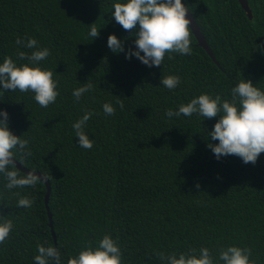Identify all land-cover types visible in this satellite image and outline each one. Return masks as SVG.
<instances>
[{
	"label": "trees",
	"instance_id": "1",
	"mask_svg": "<svg viewBox=\"0 0 264 264\" xmlns=\"http://www.w3.org/2000/svg\"><path fill=\"white\" fill-rule=\"evenodd\" d=\"M182 1L217 63L193 34L191 56H166L152 68L126 59L129 48L135 51V30L125 31L112 16L113 4L126 0H0V63L31 54L16 40L34 38L50 50L40 66L58 74L60 92L41 108L31 92L0 89L9 130L30 141L33 155L21 162L17 154V161L51 184L47 207L44 182L8 191L0 175V215L10 214L15 225L0 245V264H34L37 244L59 248L67 264L104 234L118 238L123 264H161L157 251L203 246L216 254L230 245L251 247L264 262V153L255 165L236 156L217 160L207 144L219 142L207 134L219 117L165 115L202 93L230 99L241 77L264 91V49H255L264 44V0H248L252 19L238 0ZM93 23L95 39L88 35ZM112 34L124 41V52L109 50ZM166 75H179L180 85L163 87ZM88 80L94 88L77 102L72 92ZM105 103L115 115L104 114ZM84 110L94 113L84 128L95 141L91 150L79 147L72 128ZM15 192L34 198L32 207L18 208Z\"/></svg>",
	"mask_w": 264,
	"mask_h": 264
},
{
	"label": "clouds",
	"instance_id": "2",
	"mask_svg": "<svg viewBox=\"0 0 264 264\" xmlns=\"http://www.w3.org/2000/svg\"><path fill=\"white\" fill-rule=\"evenodd\" d=\"M112 16L125 31L135 30V51L128 49L125 58L136 57L143 65L152 68L162 66L165 57L174 59V54L184 56L192 55V21L186 18L189 8L182 0H126L125 3H115L112 6ZM88 35L98 38L99 32L95 23L89 26ZM17 45L34 49L31 54L17 53V60L27 61L18 66L17 60L5 56L0 63V89L3 92L19 91L34 94L35 102L41 108H48L56 103L60 92L57 90L59 81L55 71L40 66V62L50 56L48 48H40L38 41L28 38L27 42L17 38ZM107 46L113 53L124 52V41L116 35H109ZM256 50L264 49V44H256ZM143 53V55H141ZM160 83L172 91L181 83L179 75L161 76ZM93 83L88 80L84 85L73 90L72 95L77 102L81 97L92 91ZM116 104L123 110V99L117 97ZM106 116L115 115L116 108L111 103L103 104ZM210 120L219 117L208 137L218 144L208 143L217 160L222 157L236 156L244 164L255 165L261 153H264V91L253 85L251 80L242 77L231 88V98H224L219 94L202 93L186 104H180L177 111L167 109L165 115L172 117H191L193 115ZM94 115L92 111L84 110V114L73 125L75 137L78 138L80 148L91 150L95 144L84 131L89 119ZM0 175L6 181L4 188L8 191L16 188H35L38 183L47 180L42 174L35 171L23 173L17 168V154L21 162L32 156L28 151L29 139L14 135L8 126L9 114L0 110ZM43 177V180L41 179ZM197 184L196 188L199 189ZM17 197L18 208H31L34 198L21 196L19 192L13 193ZM10 215V214H9ZM9 215H0V245L9 240L15 227ZM38 254L33 257L34 264H62L59 248L49 244H37ZM154 255L161 264H264L259 256L254 257L253 249L248 246L230 245L220 247L216 254L213 249L201 246L199 249L189 248L185 252L157 251ZM67 264H123V253L119 240L111 235L103 237L93 245L88 242L77 255L69 256Z\"/></svg>",
	"mask_w": 264,
	"mask_h": 264
},
{
	"label": "water",
	"instance_id": "3",
	"mask_svg": "<svg viewBox=\"0 0 264 264\" xmlns=\"http://www.w3.org/2000/svg\"><path fill=\"white\" fill-rule=\"evenodd\" d=\"M238 2L240 3L242 9L246 12V14L248 15V17L250 19L253 18V13H252V10L250 8V5H249V2L248 0H238ZM183 4H185L183 1H182ZM187 7V6H186ZM186 18H189L192 23L190 25L191 27V30H192V33L193 35L196 37L197 41H198V44L203 47L207 53L210 55V57L213 59V61H215L217 63V60H216V57L214 55V53L212 52L211 48L209 47L208 45V42L206 41V38L204 37L198 23L196 22L195 18L193 17L192 13L189 11V14ZM17 168L22 171L23 173L27 174L28 171H31L30 169L24 167L21 163H19L17 161ZM37 175H41L42 173L40 172H36ZM44 177H46L44 174H42ZM41 179L43 180V177H41ZM47 187V193H46V205L48 207V204H49V198H50V194H51V184H50V181L49 179L47 178V180L43 181ZM48 211H49V217H50V226H51V229L53 231V221H52V214L50 213V210L48 208ZM53 235L55 236L54 232H53Z\"/></svg>",
	"mask_w": 264,
	"mask_h": 264
}]
</instances>
